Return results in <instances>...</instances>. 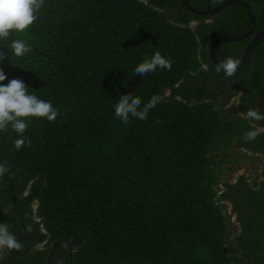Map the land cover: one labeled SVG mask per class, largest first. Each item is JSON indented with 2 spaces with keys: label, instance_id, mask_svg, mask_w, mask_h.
<instances>
[{
  "label": "trees",
  "instance_id": "1",
  "mask_svg": "<svg viewBox=\"0 0 264 264\" xmlns=\"http://www.w3.org/2000/svg\"><path fill=\"white\" fill-rule=\"evenodd\" d=\"M163 9L141 0H44L27 32L0 40L3 83L22 80L59 112L52 122L31 119L19 150L11 126L0 132V164L9 168L0 190L19 195L36 181L47 246L69 241L72 264H240L226 247L219 166L253 128L236 111L174 90L205 60L207 37L228 31L206 33L190 25L200 16L185 10L172 20ZM15 39L32 51L13 55ZM157 51L171 70L136 74ZM251 62L262 101L264 41L243 68ZM122 94L140 97L141 107L161 100L146 120L124 124L115 115ZM56 253L66 264L65 249Z\"/></svg>",
  "mask_w": 264,
  "mask_h": 264
},
{
  "label": "flooded vegetation",
  "instance_id": "2",
  "mask_svg": "<svg viewBox=\"0 0 264 264\" xmlns=\"http://www.w3.org/2000/svg\"><path fill=\"white\" fill-rule=\"evenodd\" d=\"M141 1L164 5L162 12L172 20L186 17V9L180 5L178 0ZM186 1L197 9H203L212 8L222 0ZM244 1L249 5L254 17L255 24L252 32L254 33L264 25V0ZM200 17L201 20H192L190 25L196 28L203 26L206 33H211L218 27H224L228 32L223 34L239 35L244 33L249 26L246 11L237 3L229 4L214 15ZM249 38L221 45L217 51L219 61L223 62L229 57L237 59L238 53L243 51ZM205 48L206 46L203 47L205 60H202L198 70L185 81H180L174 90L190 100L206 98L222 110L233 109L247 121L253 130L256 126H264V121H253L241 115L248 109H258L264 113V100H259L250 84V75L256 63L251 62L247 68H243L255 49L244 64L236 70L235 75L228 78L222 71L217 72L213 69L207 59ZM203 65H207V70L203 69ZM239 148L254 155L258 161V170L256 176L251 179L238 173L232 180L220 181L219 193L223 194L222 201L227 204L224 211L227 220L226 247L230 255L240 260V264H264V134L259 135L255 141L245 140ZM35 185L36 181L31 182L26 191L19 195L0 190V224L8 225V231L23 244L20 251H5L6 255L16 264H44L48 252L47 236L44 235L42 226L35 216L37 205V199L33 193ZM57 254L55 255L54 249L49 264H61ZM6 255L0 254V264H11V260Z\"/></svg>",
  "mask_w": 264,
  "mask_h": 264
},
{
  "label": "clouds",
  "instance_id": "3",
  "mask_svg": "<svg viewBox=\"0 0 264 264\" xmlns=\"http://www.w3.org/2000/svg\"><path fill=\"white\" fill-rule=\"evenodd\" d=\"M43 3L44 0H0V40H7L13 33L27 32L36 22L37 13L43 7ZM11 51L16 57H22L30 53L32 49L23 39H15L11 43ZM5 58V54L0 53V61ZM172 63L170 58H165L157 51L151 59L140 63L135 68V73L143 77L146 74L154 73L157 68L170 71ZM238 65L239 60L229 57L216 66V71H222L226 77L231 78L235 75ZM202 67L207 70V65ZM6 79V74L0 69V132H7L11 126L12 130L21 137L15 140V147L19 150L25 144L23 134L31 119H46L52 122L56 120L59 112L50 102L30 94L29 88L22 80L13 78L4 84ZM160 100L158 95H154L141 107L140 97L122 94L115 104V115L124 124L130 122V117L146 120L149 110L154 108ZM241 115L253 121H264V113L258 109H248ZM261 134H264V126H256L255 130L247 132L244 138L246 141H255ZM7 172H9V168L5 164H0V177ZM22 248L23 244L8 231V225L0 224V254L6 250L20 251Z\"/></svg>",
  "mask_w": 264,
  "mask_h": 264
},
{
  "label": "water",
  "instance_id": "4",
  "mask_svg": "<svg viewBox=\"0 0 264 264\" xmlns=\"http://www.w3.org/2000/svg\"><path fill=\"white\" fill-rule=\"evenodd\" d=\"M178 1L182 7H184L189 13H191L195 16L214 15L215 13L222 11L225 7H227L231 3H237V4L241 5L244 8V10L246 11V14H247L248 19H249V26H248V29L244 33L239 34V35L222 34V35H217V36H213V37H210V36L207 37V44H206V48H205L206 56H207L209 63L213 66V69H216V66L219 63H221V61H219V59L217 57V51L221 45H223L225 43H230V42L242 41V40L246 39L247 37H250L248 42L246 43L243 51L241 52V54L239 55V57L237 59V60H239V65L237 67V70H238L244 64V62L248 59V57L250 56L252 51L255 49V47L261 41L264 40V25L261 26L257 31L252 33L253 29H254L255 21H254V17H253V14L251 12L249 5L244 0H222L218 5H216L212 8L205 7L203 9L193 8L192 6H190L188 4V2L186 0H178ZM25 238L29 239V237H25ZM28 243H29V241H28ZM57 245H60L65 249L66 264H72L73 249L70 246L69 241H65V240H57V241H54V242L49 244L48 252L45 256L44 264H49V262L52 258V255L54 253V249ZM4 254L6 255L5 252H4ZM10 260H11V264H16L12 259H10Z\"/></svg>",
  "mask_w": 264,
  "mask_h": 264
},
{
  "label": "rangeland",
  "instance_id": "5",
  "mask_svg": "<svg viewBox=\"0 0 264 264\" xmlns=\"http://www.w3.org/2000/svg\"><path fill=\"white\" fill-rule=\"evenodd\" d=\"M170 94V91L167 90L164 93V97L167 98L170 96ZM229 111L233 112L234 110L230 108ZM225 154L228 155L226 157H221V164L219 166L221 170V180H232L234 175L238 173H242L247 179H251L256 176L258 170V161L254 155L245 152V150L239 147H232L227 150ZM220 205L225 211L227 204L221 201Z\"/></svg>",
  "mask_w": 264,
  "mask_h": 264
}]
</instances>
